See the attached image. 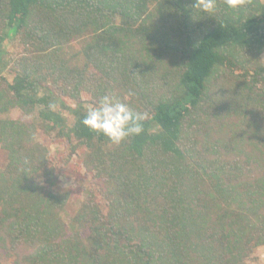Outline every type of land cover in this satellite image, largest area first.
I'll return each mask as SVG.
<instances>
[{
  "label": "trees",
  "instance_id": "trees-1",
  "mask_svg": "<svg viewBox=\"0 0 264 264\" xmlns=\"http://www.w3.org/2000/svg\"><path fill=\"white\" fill-rule=\"evenodd\" d=\"M200 3L0 0L5 264H253L264 245V0H215L211 14ZM129 90L132 112L147 113L140 135L116 145L81 124L88 105ZM39 135L75 157L76 205Z\"/></svg>",
  "mask_w": 264,
  "mask_h": 264
},
{
  "label": "clouds",
  "instance_id": "clouds-1",
  "mask_svg": "<svg viewBox=\"0 0 264 264\" xmlns=\"http://www.w3.org/2000/svg\"><path fill=\"white\" fill-rule=\"evenodd\" d=\"M244 2L245 0H225L226 6L232 9L243 7ZM216 7L215 0H201L200 8L204 13L215 12ZM135 95L134 91L129 90L123 101L114 96H102L98 102L87 106L81 124L90 132L103 135L116 145L129 137L140 135L147 113L132 112L127 101ZM48 107L51 111L57 109L54 102L49 103Z\"/></svg>",
  "mask_w": 264,
  "mask_h": 264
},
{
  "label": "rangeland",
  "instance_id": "rangeland-1",
  "mask_svg": "<svg viewBox=\"0 0 264 264\" xmlns=\"http://www.w3.org/2000/svg\"><path fill=\"white\" fill-rule=\"evenodd\" d=\"M9 46V44H7ZM5 77H7L9 80L13 79V76L11 73L5 72ZM18 111H12L11 116L17 117ZM64 119L69 124L73 122V117L69 114H64ZM42 141L46 142L48 149H49V156L54 161L56 168H59V174L58 178L56 180V187L58 190H72V202L74 205L77 204L78 199L80 198L79 195L81 193L82 186H77L73 188V186L76 184V174L78 170V165L76 162L75 157L68 158L67 153L65 152L66 148L63 147L58 141H50L49 138H47L44 135H39ZM75 156V155H74ZM68 162V167L65 166V163ZM253 264H264V245L258 246L256 250L253 253ZM0 259L1 256H0ZM3 264L10 263V260L2 259ZM251 263V260H250Z\"/></svg>",
  "mask_w": 264,
  "mask_h": 264
}]
</instances>
